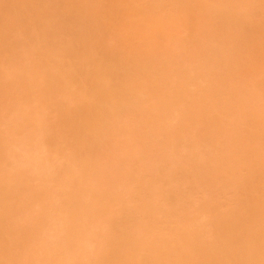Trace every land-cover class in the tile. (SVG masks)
<instances>
[{
  "label": "rangeland",
  "instance_id": "rangeland-1",
  "mask_svg": "<svg viewBox=\"0 0 264 264\" xmlns=\"http://www.w3.org/2000/svg\"><path fill=\"white\" fill-rule=\"evenodd\" d=\"M258 198L264 0H0V264H107L115 239L174 252L196 230L240 254L227 230Z\"/></svg>",
  "mask_w": 264,
  "mask_h": 264
},
{
  "label": "bare ground",
  "instance_id": "bare-ground-1",
  "mask_svg": "<svg viewBox=\"0 0 264 264\" xmlns=\"http://www.w3.org/2000/svg\"><path fill=\"white\" fill-rule=\"evenodd\" d=\"M38 4H41L38 1ZM255 33V32H254ZM259 33V32H257ZM256 34V33H255ZM221 40V39H220ZM222 39L221 41H223ZM234 40L239 41L241 40L240 37L234 38ZM230 42V41H228ZM72 94V92H71ZM91 125V124H90ZM82 125L76 124L72 125L67 132L74 136L75 140L79 143V138L83 137L88 133V125L83 127ZM81 132L78 133V130ZM33 163V162H32ZM29 165L33 166L31 162ZM87 163H84V175L88 173L89 168L87 169ZM35 173V172H34ZM76 175L75 177H77ZM260 198V197H259ZM251 199L248 205V209L250 211L247 212L243 210L242 212L236 213L234 218V229H229L227 232L230 235H234L237 240L235 244L232 246H239V250H241L240 254H233L230 250L231 247H227L226 245L221 246L218 251L214 250H203L201 245L202 240V233L200 230H196L195 234L190 237V235H177L173 238L172 242L175 243L173 246L174 252L166 251L161 249V243L156 239L146 240L147 236H142L139 233L137 237L133 241L132 238H128L127 241H124V244H120L119 238L115 239L114 241H110V247H107L109 250L107 252L106 263L107 264H190L192 256H199L202 264H218V262H225V264H259L262 256L264 253V247H256L254 245V240L249 241L248 239L245 240L242 237V234L246 233V231H251L252 236L258 229H251L248 227L244 229V226H264V222L262 220L264 212L257 206L259 205L257 202L258 200ZM125 218L131 217L128 213V216L125 215ZM254 217L258 218L256 222ZM113 224L109 222L108 219L103 218L102 223H106L108 226H129V225H120L119 223H115L114 219H110ZM136 226H145L140 224V219L136 218ZM165 224L169 222L167 218L163 221ZM238 222L237 225H235ZM175 226H182L181 224H176ZM239 226V227H235ZM143 231V229H142ZM128 232V231H126ZM129 234V233H128ZM257 236V235H256ZM177 246V247H176ZM175 248V249H174ZM236 248V247H235ZM175 253V254H173ZM173 254L177 257H181V262H168L166 261L169 259V256ZM187 262V263H183Z\"/></svg>",
  "mask_w": 264,
  "mask_h": 264
}]
</instances>
